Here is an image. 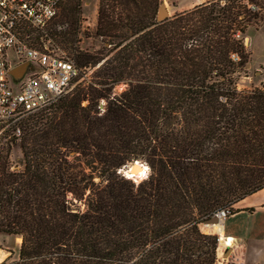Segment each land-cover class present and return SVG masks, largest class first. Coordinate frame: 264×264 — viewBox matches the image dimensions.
I'll list each match as a JSON object with an SVG mask.
<instances>
[{
    "label": "trees",
    "instance_id": "trees-1",
    "mask_svg": "<svg viewBox=\"0 0 264 264\" xmlns=\"http://www.w3.org/2000/svg\"><path fill=\"white\" fill-rule=\"evenodd\" d=\"M244 1L157 19L161 0H99L103 44L57 52L81 68L76 84L0 135V232L21 238L4 264H239L220 262L218 234L199 224L264 187V83L238 87L244 33L262 15ZM70 13L63 39L77 36ZM134 160L148 166L139 181L121 173Z\"/></svg>",
    "mask_w": 264,
    "mask_h": 264
},
{
    "label": "built area",
    "instance_id": "built-area-1",
    "mask_svg": "<svg viewBox=\"0 0 264 264\" xmlns=\"http://www.w3.org/2000/svg\"><path fill=\"white\" fill-rule=\"evenodd\" d=\"M62 1L0 0V135H20L24 118L55 102L78 81L81 68L72 57L59 54L47 45L31 47L20 34L25 24L43 30ZM244 2L264 20L263 4ZM9 49L17 53L14 64L6 60ZM24 61L26 66L22 75L14 77L11 69ZM228 213V208L223 207L212 215L224 220ZM9 253L0 246V264L5 263Z\"/></svg>",
    "mask_w": 264,
    "mask_h": 264
},
{
    "label": "rangeland",
    "instance_id": "rangeland-1",
    "mask_svg": "<svg viewBox=\"0 0 264 264\" xmlns=\"http://www.w3.org/2000/svg\"><path fill=\"white\" fill-rule=\"evenodd\" d=\"M174 1L175 0H161V3L167 9L168 7H171ZM98 2L99 0H63L60 4L59 10L55 14V16L52 17L48 21L45 27L51 39H49L47 36L42 37L41 38L42 43H44L45 45H48L51 48L52 47L55 48L56 52L63 51L64 53L68 55H73L75 48L83 49V50H90V51L99 48L103 44V41L100 36H97L95 34ZM74 8L78 10V15H79L78 22L76 24L77 36L74 37L72 34L68 33L67 37L63 39L58 31L65 30V29L69 31V25H70L69 19L72 18V14L70 12ZM53 26L55 27V30H51V27ZM76 26L73 25L72 27L75 28ZM259 30L264 31V20L263 19H260L256 22H251L246 27V30L244 33L245 45H247L248 35L253 32L259 31ZM33 32L38 33L37 30H34ZM17 57H18L17 53L14 49L8 50L7 55H6V60L10 64H14L17 60ZM252 74H253L252 76H254L255 73H252ZM247 76H248V73L247 75L241 76V78L239 79L238 84L241 88L243 87V85H245L244 88H250L251 86L261 85L264 83V82L254 83L251 79L252 77L249 79ZM9 160H10L12 169H20L22 167V154H21L18 140L11 143ZM121 173L125 177L130 178L133 181H139L142 179V178L134 179L132 177H128L126 173V168L121 169ZM199 227L204 232L217 233L216 231L209 229L207 225H205V223L203 222L199 224ZM19 237H20L19 235L16 236L14 234L0 232V246L3 249L10 252L6 257L7 263L18 258V251H19V246L21 242ZM232 244H233V241H232ZM231 245L225 246L222 239L218 240L217 259L220 262L230 260L229 258L230 251L225 253V249L227 247L231 248Z\"/></svg>",
    "mask_w": 264,
    "mask_h": 264
},
{
    "label": "crops",
    "instance_id": "crops-1",
    "mask_svg": "<svg viewBox=\"0 0 264 264\" xmlns=\"http://www.w3.org/2000/svg\"><path fill=\"white\" fill-rule=\"evenodd\" d=\"M204 1L175 0L167 8V14L189 9ZM247 39V48L251 52L245 66L247 77H252L254 83L264 82V31L253 32ZM252 73L256 75L252 76ZM238 87L241 88L239 84ZM232 207V213L222 220L223 235L232 237L233 241L229 248L230 260L239 264H264V187L239 199Z\"/></svg>",
    "mask_w": 264,
    "mask_h": 264
},
{
    "label": "water",
    "instance_id": "water-1",
    "mask_svg": "<svg viewBox=\"0 0 264 264\" xmlns=\"http://www.w3.org/2000/svg\"><path fill=\"white\" fill-rule=\"evenodd\" d=\"M168 16L167 14V9L166 7L161 3L158 7V13H157V19H161ZM26 66V61L21 62L17 65H15L12 69H11V74L14 77H20L25 69ZM143 167L147 168V165H145L143 162H141L140 160H134L133 162L130 163V165L126 168V171L128 172H136L139 169H142ZM145 169V170H146ZM218 216L217 215H211L210 217L206 218L203 223H205V225L207 224H212L217 222ZM229 252V247L225 249V253Z\"/></svg>",
    "mask_w": 264,
    "mask_h": 264
},
{
    "label": "bare ground",
    "instance_id": "bare-ground-1",
    "mask_svg": "<svg viewBox=\"0 0 264 264\" xmlns=\"http://www.w3.org/2000/svg\"><path fill=\"white\" fill-rule=\"evenodd\" d=\"M145 169H146V167H143L142 169H139L136 172H128V171H126V173H127L128 177H132L134 179L143 178V176L146 175V170ZM222 220L223 219H219L215 223L207 224V227L209 229H212L213 231L218 232L219 240L222 239L225 246L226 245H231L232 237L224 236L223 233H222ZM20 240H21V238H20Z\"/></svg>",
    "mask_w": 264,
    "mask_h": 264
}]
</instances>
